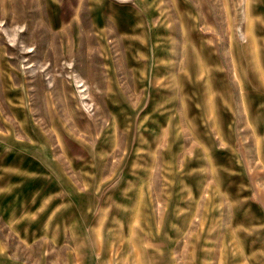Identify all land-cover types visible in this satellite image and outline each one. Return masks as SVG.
Instances as JSON below:
<instances>
[{
	"label": "rangeland",
	"instance_id": "rangeland-1",
	"mask_svg": "<svg viewBox=\"0 0 264 264\" xmlns=\"http://www.w3.org/2000/svg\"><path fill=\"white\" fill-rule=\"evenodd\" d=\"M0 264H264V0H0Z\"/></svg>",
	"mask_w": 264,
	"mask_h": 264
}]
</instances>
